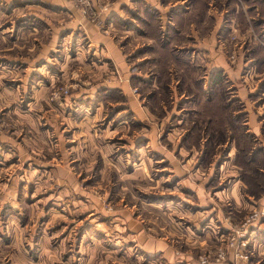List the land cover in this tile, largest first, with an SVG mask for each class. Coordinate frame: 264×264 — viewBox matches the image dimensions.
<instances>
[{"label":"rangeland","instance_id":"1","mask_svg":"<svg viewBox=\"0 0 264 264\" xmlns=\"http://www.w3.org/2000/svg\"><path fill=\"white\" fill-rule=\"evenodd\" d=\"M33 1L45 0H0V264L257 258L251 240L264 242L255 230L264 227V0H182L185 6L151 10L176 32L168 43L173 58L161 80L156 57L145 51L155 41L136 42L139 64L130 70L143 76L130 75L125 93L94 88L111 85V76L119 84L118 74L104 64L92 79L97 63L89 41L72 30L71 9L26 10ZM64 1L103 27L92 10L83 14L76 0ZM190 10L192 28L181 32L172 18ZM198 12L216 14H205L213 41L199 39ZM232 19L241 21L231 26ZM219 59L227 68L213 64ZM213 89L225 97L207 115L201 104ZM82 101L92 115L81 122L83 134V111L74 110ZM230 238L246 241V260L232 257ZM218 247L223 261L214 260Z\"/></svg>","mask_w":264,"mask_h":264},{"label":"crops","instance_id":"2","mask_svg":"<svg viewBox=\"0 0 264 264\" xmlns=\"http://www.w3.org/2000/svg\"><path fill=\"white\" fill-rule=\"evenodd\" d=\"M92 2V7L95 9V12L97 14L98 17H100L99 19L104 23L103 27L98 26L94 23H89L86 19L85 20H81L82 18L79 16V14H77V12L75 11V9L73 7H71L69 5L68 1H64V0H45L44 2L40 1L38 3L34 4V1L31 3H26V5L24 6V8L27 9H35L36 8H41L43 10V8L49 9L50 6L52 5H57L59 6V8H63V7H67L71 9V16L73 17L72 21H73V27L72 30L73 31H77L78 30V34H82L83 38H85L86 40L89 41L90 47H92V60L95 59L94 61L97 63H93L92 62V79H93V74H99L100 71H102L105 68V65L108 67V74H113V71L115 70L116 73L118 74V82L119 84L116 82V80L112 77V79H110V81L108 83H110L111 85L106 84V81L103 80V82L101 84L97 83L94 85V88H96L97 86H99V88L101 86H107L109 88L112 87H116V88H121V90L123 91V93H125L126 88H128V80L127 78H129L130 75H132L134 78L135 77H139L142 78L143 75L139 74V71H132L130 70V68L134 65V64H139V56L140 53L136 52V50L138 49V46H136V42H139L140 47H142L141 45H148L151 44L152 45V41L151 38L146 32H147V25L150 22V19L154 18L155 20L158 19V17L153 14L152 12H150L151 10H156V11H162L164 12L166 9L171 8V7H176V6H185L184 2H181L182 0H91ZM106 1V2H105ZM185 1V0H183ZM254 1V0H253ZM258 0H256L257 2ZM105 2V3H104ZM174 2V3H172ZM179 2V3H178ZM21 3V2H20ZM19 3V4H20ZM164 3V4H163ZM230 4V3H229ZM16 6V5H15ZM231 6V4H230ZM191 9L197 10L198 9V4L193 3L191 5ZM210 10V9H209ZM193 10H190V12L186 13H180L178 16H176L175 18H172V21L174 23V25L176 26V29H179L181 32L186 31L189 28H192V24H188L189 22H191L194 19V14H193ZM209 12H206V16H212L214 18V20H218V18H216V14H208ZM212 13V12H211ZM204 12L200 13V15L198 14V18L201 17L202 22L198 23V26L202 27V34L204 35H200L198 36L199 39H201L202 41H210V40H214V38L212 36L209 37V35H206V30L207 29V17L205 16ZM163 16H161V22L163 25H165V23H167V21L165 20V18L163 19ZM75 18H77L76 22H75ZM43 21L46 20V18H39ZM153 19V20H154ZM159 20V19H158ZM157 20V21H158ZM235 22H239L241 20L238 19H232L231 20V26H234V21ZM160 23V20H159ZM205 25V26H204ZM178 27V28H177ZM164 28V26H163ZM105 33H104V30ZM191 31V30H190ZM226 32L224 31V34ZM226 35V34H225ZM223 35V36H225ZM202 36V37H201ZM206 36V37H205ZM201 37V38H200ZM204 38V39H203ZM196 39V38H195ZM212 45H214L213 43H211ZM203 48L204 47H210L209 44H206L205 42H203ZM83 51V50H81ZM145 51H150V53L153 55L152 57L155 58V53H153V49H149L146 48ZM218 51V50H217ZM62 52V51H60ZM148 53V54H150ZM208 53H212L210 51V48H208ZM78 56H80L81 58H83L84 56H82V53H77ZM133 56L132 60L133 62H128L127 58L128 56ZM80 58V63H82V60ZM75 61V59H74ZM171 62V61H170ZM154 65V61L152 62ZM195 63V62H194ZM220 65L222 67L227 68V64L226 62H224L223 60H216L214 61V65ZM196 64V63H195ZM141 65V63H140ZM156 65V64H155ZM179 67V66H178ZM219 67V66H218ZM217 67V68H218ZM142 68L143 71H146V65L144 67H138V69ZM154 68L156 69V66H154ZM251 72V71H250ZM135 73V75L133 74ZM236 75V80L238 83V77L237 74ZM251 76V75H250ZM97 78V75L95 76V79ZM122 79H125L122 81ZM120 80V81H119ZM135 80H138L135 78ZM97 81V80H96ZM235 82V81H234ZM126 84V87H125ZM201 83V89H203L205 87V85ZM42 87L41 85H39L37 87V89L39 88V92H36L39 94H44V89L40 88ZM43 92V93H42ZM37 95V97H35V100L33 101L32 104H36L37 103V98H40ZM89 104H91L90 102H88ZM84 101L81 102V105H79V103H77V106L74 108V110L76 111L78 108H81V106H83ZM85 108V107H83ZM83 108L80 109V111H83ZM81 116L77 115L78 118V124H77V132L83 134L85 132V130H83V127H81V122L85 121V122H90L92 115H87L86 111L81 112L80 114ZM174 168H176L174 166ZM177 173H179V170H177ZM231 193H233V191H230ZM206 228V227H205ZM259 228H255L256 232L258 233V231L264 236V227L263 229H259ZM261 230V231H260ZM263 231V232H262ZM254 233V231H251L250 235ZM258 233V234H260ZM253 235V234H252ZM253 237V236H252ZM264 238V237H263ZM253 239L251 240V245L253 247V251L255 253V256H258L257 258L253 257L254 259H252L248 264H259L263 259L264 256H262L260 253L264 252V242L261 241L260 244L257 243H253ZM263 242V243H262ZM262 257V258H261ZM224 264H232V260L230 257L227 258V261ZM234 264V263H233ZM235 264H247L243 261H237ZM261 264H264V261L261 262Z\"/></svg>","mask_w":264,"mask_h":264},{"label":"trees","instance_id":"3","mask_svg":"<svg viewBox=\"0 0 264 264\" xmlns=\"http://www.w3.org/2000/svg\"><path fill=\"white\" fill-rule=\"evenodd\" d=\"M202 11V10H201ZM201 12H198L200 15ZM154 19V18H153ZM150 19V22L147 25V34L153 38L155 41L153 49L156 56V70L159 73V79L161 80L166 79V67L167 63L172 61L173 56L171 55L169 51V45L168 43L175 40L177 36H175L176 32L172 31L171 27H162V24L159 23V20H153ZM167 34V35H164ZM175 36V37H174ZM175 64L178 66L183 65L186 63L185 59L182 60V63L180 61H174ZM161 74V75H160ZM219 78H216L215 74H212L211 78V84L215 85ZM217 81V82H216ZM214 90V96L212 98H207L201 105L202 110H206V114H209V110L211 109V106L217 105V100L220 98H224V94L222 93V89L219 91L217 89ZM216 92V93H215ZM217 107V106H216ZM215 107V108H216ZM217 111H219V108H216ZM214 114V112H210Z\"/></svg>","mask_w":264,"mask_h":264},{"label":"built area","instance_id":"4","mask_svg":"<svg viewBox=\"0 0 264 264\" xmlns=\"http://www.w3.org/2000/svg\"><path fill=\"white\" fill-rule=\"evenodd\" d=\"M76 3L78 4V6L81 7L80 11L83 14L86 13V11L92 10V21H94V22L96 21L97 14H96L95 9L93 7H92V9L89 7V1L88 0H76ZM229 38L232 39L233 36L231 35ZM256 215H257V213H255V212L250 214L252 219H254L256 217ZM238 243H239V246H238ZM228 245H229V248L231 249V251H232V247H234V250L232 251V257L235 260H246L247 259V254L245 252H243L244 246L246 245V241L241 240L240 242H238L237 240L230 238ZM224 259H225V252L222 250L221 247H218L214 252V260L215 261H223ZM202 262H204V261H202Z\"/></svg>","mask_w":264,"mask_h":264}]
</instances>
